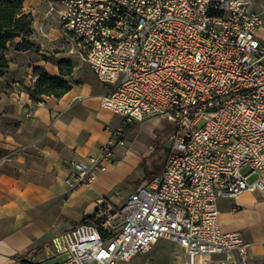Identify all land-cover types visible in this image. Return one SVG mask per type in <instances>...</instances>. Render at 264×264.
Masks as SVG:
<instances>
[{
	"label": "built area",
	"instance_id": "built-area-1",
	"mask_svg": "<svg viewBox=\"0 0 264 264\" xmlns=\"http://www.w3.org/2000/svg\"><path fill=\"white\" fill-rule=\"evenodd\" d=\"M46 3L108 88L102 109L124 126L159 120L172 128L171 150L152 180L120 206L98 201L93 224L62 235L65 264L127 263L159 240L182 249L175 264H244L248 244L238 232L221 231L218 201L244 192L264 197L263 20L252 2ZM124 132L115 130L98 157L72 162L65 183L90 187L112 163L113 148L124 145Z\"/></svg>",
	"mask_w": 264,
	"mask_h": 264
},
{
	"label": "crops",
	"instance_id": "crops-1",
	"mask_svg": "<svg viewBox=\"0 0 264 264\" xmlns=\"http://www.w3.org/2000/svg\"><path fill=\"white\" fill-rule=\"evenodd\" d=\"M249 1L254 12H263L258 35L264 39V11L257 12ZM22 7L33 19L28 40L34 50L10 47L8 66L0 73V264H45L62 258V235L93 217L98 201L116 207L126 195L142 154L127 147L125 136L142 124L124 126L119 116L100 107L108 88L79 62L74 40L54 14L47 15L46 0H24ZM45 43L54 48L50 55L41 51ZM66 47L68 52L59 51ZM61 60L71 64L63 77L69 89L60 98L31 99L33 68L59 77ZM119 127L126 130L124 145L113 148L107 170L90 187H69L70 164L98 157ZM218 211L221 231L238 232L248 244L244 264H264V197L244 192L218 201Z\"/></svg>",
	"mask_w": 264,
	"mask_h": 264
},
{
	"label": "rangeland",
	"instance_id": "rangeland-1",
	"mask_svg": "<svg viewBox=\"0 0 264 264\" xmlns=\"http://www.w3.org/2000/svg\"><path fill=\"white\" fill-rule=\"evenodd\" d=\"M252 1L253 7L257 12L264 11V0ZM258 13L263 15V12ZM52 50H54V48L48 43H45L41 51L46 53V55H50ZM67 50L66 47L59 51L65 53L68 52ZM79 62L84 65V62L80 58ZM199 126L200 124L197 127ZM171 134V125L164 121L160 123H144L141 126H136L134 130L126 134L125 139L127 147L134 152L141 153L142 161L133 173H131L128 179L127 193L116 203V206H120L127 196L135 191L142 180L150 181L154 178L156 173L162 170L171 150L172 141L169 139ZM150 149H153V152L147 153ZM241 172L245 175L248 173V170L244 169ZM256 179L257 176L252 175L247 182L248 184H252ZM179 253L180 250L172 242L159 240L147 254L136 256L130 262L120 264H175L182 261L179 257ZM45 264H65L64 257L59 259L51 258L47 260Z\"/></svg>",
	"mask_w": 264,
	"mask_h": 264
},
{
	"label": "trees",
	"instance_id": "trees-1",
	"mask_svg": "<svg viewBox=\"0 0 264 264\" xmlns=\"http://www.w3.org/2000/svg\"><path fill=\"white\" fill-rule=\"evenodd\" d=\"M23 1L0 0V73L8 66L7 54L10 47H14L15 50H31L33 48L28 40L32 33L33 19L30 13L23 11ZM17 39L19 41L15 43ZM59 65L64 67L59 77H50L43 69L33 68L36 80L33 88L27 89L31 99H37L41 96L60 98L69 89L68 82L63 77L70 73L71 64L61 60ZM82 223L93 224V219L87 217Z\"/></svg>",
	"mask_w": 264,
	"mask_h": 264
}]
</instances>
